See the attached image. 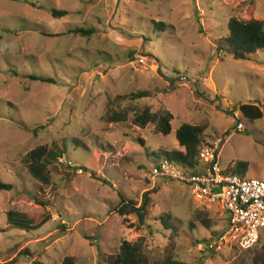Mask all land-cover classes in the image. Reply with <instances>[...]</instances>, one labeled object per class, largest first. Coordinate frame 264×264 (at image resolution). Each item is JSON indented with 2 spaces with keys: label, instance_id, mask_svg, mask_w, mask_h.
I'll list each match as a JSON object with an SVG mask.
<instances>
[{
  "label": "rangeland",
  "instance_id": "374dc122",
  "mask_svg": "<svg viewBox=\"0 0 264 264\" xmlns=\"http://www.w3.org/2000/svg\"><path fill=\"white\" fill-rule=\"evenodd\" d=\"M52 9L68 14L55 18ZM232 17L264 21V0H0V170L15 186L0 191V262L61 264L73 256L105 264L123 241L143 238L160 264H260L264 238L249 249L217 248L223 210L153 176L148 155L181 150L176 132L184 123L206 125V143L227 134L224 169L232 163L264 179V117L251 122L240 110L251 103L264 112V55L237 60L218 49ZM141 90L150 96L121 102L126 120H101L109 99ZM145 107L170 111L172 132L136 125L133 113ZM239 121L245 131H235ZM40 145L68 149L48 186L22 161ZM145 193L144 223L120 214L121 194L140 206ZM16 211L50 220L23 229L9 220ZM199 212L209 213L211 228L197 221Z\"/></svg>",
  "mask_w": 264,
  "mask_h": 264
},
{
  "label": "trees",
  "instance_id": "16d2710c",
  "mask_svg": "<svg viewBox=\"0 0 264 264\" xmlns=\"http://www.w3.org/2000/svg\"><path fill=\"white\" fill-rule=\"evenodd\" d=\"M68 14L67 10L52 9V15L55 18H61ZM163 25L162 23H157ZM229 33L224 38V47H218L225 52H228L237 60H248L256 53L260 52L264 55V21L258 19L242 20L236 17H232L228 23ZM74 33L81 34L83 36L92 35L94 29L77 28ZM2 36L0 34V40ZM34 80L53 82L51 78H45L41 76L31 75ZM150 96L148 90H141L132 92L127 95H118L115 98L109 99L106 109L101 117L103 122L114 123L127 119L129 114L128 107H122V101H136L138 99L146 98ZM240 110L244 118L248 121L255 122L256 120L264 117V112L258 105L246 103L240 106ZM133 122L139 126H145L147 124H155L156 129L168 135L172 132V120L173 114L170 111L154 112L151 108H140L133 113ZM207 130L206 125H191L184 123L176 132V138L181 150H171L148 153L151 155L152 160L159 163L162 160H170L176 162L179 166L185 170H195L200 166V160L198 158L200 148L206 141L205 132ZM141 142H144L141 140ZM79 143V142H78ZM68 149L65 146L63 149H57L49 145H40L35 149L29 151L23 157V163L28 168L29 175L42 185L48 186L52 183V170L51 168L55 163L66 158ZM236 172V171H234ZM242 174L241 172H236ZM14 184L4 182L1 178L0 170V191H10L14 189ZM148 194L145 193L143 202L140 206L138 203L132 200H128L124 195H120L122 205L120 207V214L127 215L134 213L140 219L142 223L145 222L147 214ZM39 204L45 205L35 198ZM207 212H199L196 216L197 221H200L207 229L211 228V219ZM9 220L17 227L37 230L44 226L50 217H44L40 222L35 223L32 218H29L26 214L20 212H10ZM193 227V226H192ZM1 230V226H0ZM262 239H260L261 241ZM259 241V242H260ZM262 251L257 252L255 261L260 264H264V245ZM105 264H160L159 262H153L150 260L144 250V239L140 238L136 242L123 241L119 250L114 254H107L103 257ZM0 264H11L10 262H0ZM32 264H45L41 261L35 260ZM61 264H78L76 258L73 256H66ZM163 264V263H162ZM171 264H174L171 262ZM179 264V263H175Z\"/></svg>",
  "mask_w": 264,
  "mask_h": 264
},
{
  "label": "built area",
  "instance_id": "2783aa9c",
  "mask_svg": "<svg viewBox=\"0 0 264 264\" xmlns=\"http://www.w3.org/2000/svg\"><path fill=\"white\" fill-rule=\"evenodd\" d=\"M246 128L245 122L239 121L235 131ZM226 140L224 134L203 144L198 155L200 166L195 170L162 160L153 166L152 173L187 185L196 197L223 210L226 224L215 240L217 248L230 245L249 249L264 238V179L238 174L232 170V163L224 169L222 151Z\"/></svg>",
  "mask_w": 264,
  "mask_h": 264
}]
</instances>
